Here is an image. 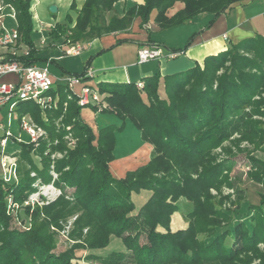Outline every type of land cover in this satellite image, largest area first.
<instances>
[{
	"label": "trees",
	"instance_id": "obj_1",
	"mask_svg": "<svg viewBox=\"0 0 264 264\" xmlns=\"http://www.w3.org/2000/svg\"><path fill=\"white\" fill-rule=\"evenodd\" d=\"M5 1L15 9L19 44L28 49L27 56L19 55L18 60L25 65L36 64L41 58L36 56L30 36L31 0ZM117 1L84 0L76 9L73 0L70 7L76 12L74 25L71 27L70 19L55 23L49 31L50 39L87 42L125 30L137 16L144 24L154 9L155 23L160 28L168 27L201 12L217 16L241 0H142L140 5L123 11L121 17L114 13ZM175 1L183 2L184 7L168 18L165 12ZM109 11L111 17L106 19ZM188 45L189 42L174 51L183 52ZM85 71L69 75L82 77ZM97 91L99 103L90 104L92 109L115 115L121 120L119 126L108 125L95 134L83 123L77 98L70 95L65 84H57L49 91L56 98L54 108L36 118L47 137L38 141L37 150L32 149L31 142L22 144L17 155L26 162L18 163L17 182L5 183L0 178V264H80L78 251H87L88 259L105 264H250L253 259L264 264V254L257 249L264 242V159L249 157L252 166L248 178L262 187L258 205L247 204L239 192L237 209L229 212L218 208L222 197L208 193L211 188L219 190L223 184L229 185L224 173L232 167V157L216 161L214 148L236 132L253 146L252 151L264 145V36L230 43L225 50L206 56L201 64L186 70L183 77L156 72L143 80L142 88L134 83L98 84ZM21 103L24 102L17 105ZM125 121L156 155L160 154L158 163L162 169L155 166L156 156L127 171L124 177L113 178L109 162L113 159L115 134L126 128ZM67 132L75 137V146L53 164L58 173L53 184L61 194L46 206L36 205L31 211L29 206L19 209L21 221L29 223L28 230L9 228L8 198L23 205L34 190L30 171L41 183H50L49 155L66 149L63 137ZM47 148L49 152L45 153ZM31 151L38 154L40 168L29 156ZM168 162L176 170L167 172ZM147 171H162V176L143 179ZM142 190L149 195L135 209L130 194ZM179 198L191 203L184 216L188 225L171 231L170 218L178 210ZM76 212L71 237L79 239L86 227L87 234L64 252L51 254L54 233L50 227ZM158 226L165 231H158ZM198 235L205 237L198 241ZM113 237L120 241L119 248L101 258L95 252L103 251Z\"/></svg>",
	"mask_w": 264,
	"mask_h": 264
},
{
	"label": "crops",
	"instance_id": "obj_2",
	"mask_svg": "<svg viewBox=\"0 0 264 264\" xmlns=\"http://www.w3.org/2000/svg\"><path fill=\"white\" fill-rule=\"evenodd\" d=\"M1 1L4 4L11 5L5 0ZM72 1L31 0L30 4L29 10L33 15V29L30 36L37 51L36 56L41 58L36 65H43L49 61V69L50 66H53L50 71L55 77V85L64 84L62 80L69 74H78L87 69L91 72V76H88V79L83 80L82 83L95 88L98 84H135L137 81H143L153 76L156 72L161 76H179L192 66L194 67L196 63L201 64L206 56L215 55L219 51L225 50L230 43L235 44L246 37H253L254 35L261 34V36H264V0H241L233 3L217 16L209 12H201L184 23L168 27L160 28L155 23L154 19L157 11L154 9L151 10L148 21L144 24H142L141 17L137 16L134 17L125 30L106 33L87 42L52 41L49 37V31L55 23H66L70 19L72 21L71 27L74 25L76 12L70 7ZM83 1L75 0L76 9L81 7ZM141 3L142 0H118L114 4V13L121 17L123 11L127 8L133 5L138 6ZM51 5L56 7L55 12L51 13L49 10ZM183 7V2L175 1L166 10V17H172ZM4 14L3 16L0 14V30L4 28L17 29L16 13L14 16L6 12ZM43 35L47 37L45 43H41V36ZM187 42H189V45L185 51L177 52ZM75 44L81 45V52L77 55L67 53ZM152 45L159 46L165 54L174 53L175 55L136 64L137 50ZM2 52L3 50H0V53ZM77 57L80 58L81 64L79 72L74 71L68 65L70 59ZM14 78V75H6L2 79L14 80ZM75 89L78 90V87ZM85 106H90V104ZM85 106L81 107L80 117L83 123L88 124L95 134H97V130L105 126L119 125L113 121L118 119L113 114L99 119L97 112L92 115L91 111L83 109ZM83 112L86 117L88 116L87 120H83ZM90 118L92 119L91 123L94 124L93 126L88 122ZM116 145L117 141L115 147ZM146 145L149 147V153L141 163L136 161L138 160L136 154H133V156L131 154V159L126 157L109 163V171L113 178H122L127 171L145 164L149 160L152 149L150 144L147 143ZM128 163H136V166L130 169ZM175 215L173 214L170 218V230L185 229L186 225ZM99 251L101 250L95 253L97 255L104 253Z\"/></svg>",
	"mask_w": 264,
	"mask_h": 264
},
{
	"label": "rangeland",
	"instance_id": "obj_3",
	"mask_svg": "<svg viewBox=\"0 0 264 264\" xmlns=\"http://www.w3.org/2000/svg\"><path fill=\"white\" fill-rule=\"evenodd\" d=\"M111 13H112V11H109L105 14L106 19H109L111 17ZM33 37L35 38V36H33ZM68 65H70V67L76 72H79L81 70V64H80V58L79 57L70 59ZM50 69H53V66H50ZM181 76L183 77V74H181ZM102 97L105 98L106 95H103ZM91 105L85 106L83 109L91 111L92 115H93V113H96V112H94ZM51 108H52V106H51ZM47 110H48V108L45 107L44 105H39V104H36L32 101H27V102L21 103V105H19V106L17 105L15 107V109L11 112L10 116L8 115V107L7 106L0 110V123L5 127L6 130L9 131V133L11 135L6 140L4 150L1 151V149H0V157L2 155H5V154L9 157H12V160L16 166V180L10 179V181H8V182L5 181L4 177H6V175L5 176L3 175V171H2L3 169H1V166H0V178H1V180H3V182H5V183H9L12 181L17 182L18 181V174H17L18 163L22 162L23 164H25V162H26V161L22 160L19 155H17L22 150V146H23L22 144L23 143L29 144V142H30L29 136L27 135V133L25 131H22L19 128L20 118L24 116L27 119L29 118L33 123L37 124L36 118L42 117ZM110 115L111 114H109V113H101V112L97 111V116L99 117V119H101L102 117H109ZM82 117H83V120L84 119L87 120V118H88V116L87 117L85 116L84 112H83ZM91 118H92V116H91ZM91 118L88 119V122H90V125L93 126L94 124L91 123V121H92ZM110 118H112V117H110ZM253 118L259 119L260 117L253 116ZM113 121L116 122V124H119V125L121 124V120L114 119ZM125 122L127 124L126 128L122 132H120V133L116 132V134H115L117 145L112 152L113 159L109 163H111L114 160L116 161V160H119L122 158L124 159L126 157H130L131 154H132L131 156H133V154L134 155L136 154L138 157L137 158L138 160H136V161L141 163V161H143L144 158L149 153V147H148V145H146L147 143L141 139V137L139 136V132L132 125H130V123L128 121H125ZM68 128H69V126L66 127V130ZM68 133H70L71 137L73 139H75V137L72 135L71 132H67L64 135L63 139H64V142L66 145V149L64 151H55V152L50 153L49 158H50L51 164H54V162L56 160L61 159L66 154L67 150L73 149V147L75 146L76 139H75L73 147H70L68 145L69 142H68V139L66 138V135ZM3 134H4V129L1 127L0 128V136H3ZM239 135L240 134H238L237 132L233 133L228 138V140L224 141L221 145L217 146L216 148H214L212 150V155L215 157L217 162H221V161H224V160L232 157L231 158L232 167L230 168V170L227 173H224L227 176V182H229V185L223 184L219 190L211 188L208 191V193L212 197H216V198L222 197V199H223L222 204L220 206H218V208L229 211V212H233V210L237 209V206H238L237 205V198H238L237 194L239 192L241 194V199L243 198L244 201L247 202V204H253V205L259 204V194L262 192L261 185L250 180L248 178V174H250V168L252 166L249 157L254 156L255 158L264 159V145H262L258 150L252 151L253 146L250 145V143H248L246 140L240 139ZM18 137H20V140H19L20 142H18V141H16V139H14V138H18ZM46 137H47V132H46ZM55 143H56V141H55ZM32 145H33L32 149L36 148V150H37V147H39L38 142L33 143ZM48 152H49V148L46 149L45 153H48ZM29 154H30L29 156L32 158L35 166L40 168L41 162H40L38 154H36L32 151ZM159 155H156L155 151H153L151 149L149 159L152 157L155 158L157 156L156 159L154 160V163H156L155 166L162 169V166L160 165V163H158V161L160 160L158 157ZM130 159H131V157H130ZM135 164L128 163L127 165L129 166L130 169H133L136 166ZM168 164H170V165H168L167 172H169L170 170L171 171L176 170L171 162H168ZM53 171L58 176V173L55 170H53ZM32 172H34V171H30V178H31ZM164 172L167 173L166 171H164ZM49 176H51L50 172H49ZM161 176H162V171L160 173H151V172L147 171L142 177H143V179L148 178L151 180L155 177L160 178ZM41 177L43 178L44 174H41ZM122 177H124V176H122ZM33 178H34V180L32 181L33 182L32 186H33L34 190L32 191V193L35 194L37 200H43L45 202L46 199L51 198L50 197L51 194H49L50 191L44 190V189L40 190L39 186L37 185V182L39 179L35 176H33ZM179 178H180V176L178 177V179ZM50 180H52V178H50ZM148 195H149V192L147 190L132 192L130 194L131 201L134 204L135 209H138L139 206L142 203H144V201L147 199ZM7 201H8V203H7L6 210H7V214L10 216L9 221H8V226H9V228L18 230L20 232H22L24 230H28L29 229V223H23L21 221V216H20L21 213H19V211H20L19 209H22L23 208L22 206H29L30 207L29 209L31 211L36 205H38V206L45 205V204L39 205L37 203L26 205L24 202H23V205H21L18 203H14L11 198H8ZM176 204L178 206V210L174 211L173 214H176L175 216H178L180 218L181 222L183 224H185L187 227L188 220L184 216H185V213H187L191 209V203L184 198H179L177 200ZM77 217H78V213L76 212V213L70 215L67 219L61 221L58 225L50 227V231L54 233L53 234L54 248L51 250V254L57 255V254H60L61 252H64L65 250L69 249L70 247H72L76 243L81 242L83 237L87 234L88 228L86 227L83 229L82 236L79 237V239H73L71 237L72 236L71 232H72L73 227H74L73 223ZM28 219H29V217H28ZM156 229L158 231L163 229V231H161V232L165 231L164 228H162L161 226H158ZM169 229H170V226H169ZM204 237H205L204 235H198L197 240L198 241L202 240ZM143 240H144V237L142 236L141 241H143ZM119 242L120 241L118 239L113 237L112 240L110 241V243L108 244V246H106L103 249L104 253L101 254L100 257L103 258V257H105L106 253L108 254V252H111L115 249H118L119 245H120ZM257 249L262 254H264V242L259 243L257 245ZM101 251H99V252H101ZM77 254L79 255L77 260L80 262V264H105L103 261H100L97 259H88L87 258V254H88L87 251H78ZM258 263H259L258 259H253V261L250 264H258ZM72 264H75V263H72ZM113 264H115V263H113ZM127 264H135V263L133 261H129Z\"/></svg>",
	"mask_w": 264,
	"mask_h": 264
},
{
	"label": "built area",
	"instance_id": "obj_4",
	"mask_svg": "<svg viewBox=\"0 0 264 264\" xmlns=\"http://www.w3.org/2000/svg\"><path fill=\"white\" fill-rule=\"evenodd\" d=\"M7 14L14 16L15 10L9 4H4L0 0V14L1 16ZM40 32V31H39ZM19 34L16 28H4L0 30V110L4 107H8V115L15 109L18 103L32 101L39 105H44L48 109L54 108L56 103V98L49 94V91L55 87V77L52 75L49 69V61L43 65H25L18 60L19 55L27 56V47H22L19 44ZM47 37L45 35L41 36V43H45ZM82 47L79 44H75L67 53L77 55L81 52ZM136 64H141L152 59H160L165 57H173L174 53H164L161 48L157 45L141 47L137 50ZM6 75H14V80H3L2 78ZM91 76V72L87 69L84 76L78 77L74 75H69L63 78V83L67 87L70 95L77 98V103L79 106H85L89 104L99 103V93L97 88L89 86L82 83L83 77ZM137 88L143 87V81H137L135 83ZM78 87V90L75 88ZM4 129V134L0 139V149L4 150L6 140L10 137V133L5 127L0 123V128ZM19 128L25 131L29 136L31 143H36L40 139L46 137V130L43 126L33 123L29 118L21 117L19 120ZM68 139V145L73 147L75 139L71 137V134L66 135ZM16 141L20 142V137L14 138ZM0 166L3 169V175L5 181L8 182L10 179L16 180V166L12 160V157L2 155L0 157ZM50 175L52 180L48 184L41 183L39 179L37 185L40 190H49L51 198L43 200H37L34 193H31L28 198L24 201L26 205L37 203L39 205L48 203L54 200L61 194V189L56 188L53 181L57 179V174L53 171V164L50 165ZM31 176H35L32 172ZM35 185V184H34ZM44 194V193H43ZM37 195V194H36ZM45 195V194H44ZM38 196V195H37Z\"/></svg>",
	"mask_w": 264,
	"mask_h": 264
},
{
	"label": "water",
	"instance_id": "obj_5",
	"mask_svg": "<svg viewBox=\"0 0 264 264\" xmlns=\"http://www.w3.org/2000/svg\"><path fill=\"white\" fill-rule=\"evenodd\" d=\"M49 10L51 11V13H52V12H55V11H56V7H55L54 5H51V6L49 7Z\"/></svg>",
	"mask_w": 264,
	"mask_h": 264
}]
</instances>
